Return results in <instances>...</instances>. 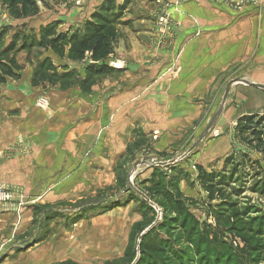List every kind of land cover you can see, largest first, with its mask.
<instances>
[{
  "label": "rangeland",
  "instance_id": "374dc122",
  "mask_svg": "<svg viewBox=\"0 0 264 264\" xmlns=\"http://www.w3.org/2000/svg\"><path fill=\"white\" fill-rule=\"evenodd\" d=\"M103 1L34 0L37 15L48 20H50L49 16L51 18L57 16L56 20L65 21L63 26L56 28V32L63 35L68 34L67 23L70 24L73 33L82 31L84 23L90 20V18L86 20V16L92 15ZM114 1L115 5L121 4L120 0ZM175 1L133 0L116 17L114 28L118 32L117 43L126 29L135 34L136 41L140 45H144L149 38L146 33L151 30V27L157 38L171 43L177 29L185 27L184 21L175 17L177 14L179 16L202 14L201 19L185 18L186 25L191 30L187 35L188 38H202L206 37V34L209 35L207 37H215V35L218 37L223 30L234 27L238 20L242 17L246 18L248 14L264 18V9H248L240 14L228 6L215 4L213 0H185L179 2L178 10L175 11L171 5ZM166 5L169 6V12L172 14V25L167 34L161 35L157 30L156 17ZM186 5L192 6V9L195 8L200 13L185 10ZM12 12L8 3L0 0V25L10 24L11 21L17 22V25L10 24L11 26L8 25L9 27L5 28L6 30L9 28L8 31L11 32L7 31L3 39V44L13 43L17 49L9 56L11 65L14 63L12 69H20L16 64L15 54L21 51L22 47H25L24 50L28 53L36 47L50 50L58 60L68 63L66 52L63 57L57 55L49 41L42 38L41 28H38V25L28 27L29 25L23 23L31 17L12 18L10 16ZM206 14L217 16L215 26L212 19H209L211 17ZM222 17L225 21L218 22ZM72 20H74L73 23ZM247 25L250 38L255 39L254 42L249 43V48L255 49L258 47L256 40L259 25L255 22ZM17 27L19 31L13 32V29ZM240 38L238 33L233 36V40L241 44ZM59 46H57L58 49H60ZM67 49L68 47L66 51ZM129 49L126 45V50L129 51ZM37 52V57L44 54V52ZM2 61L4 62V58L1 57L0 63ZM108 61L117 62L113 55L106 58L104 64ZM240 61L241 59L232 69H228L218 83L211 112L205 110L206 112L201 115L200 125L197 128L200 135L218 109L226 87L230 82L246 77V65L242 66ZM43 62L48 66L38 73L40 77L37 79L42 77L38 85L48 88V85L54 84L60 87L62 84L65 87L63 81L50 79L51 73L56 72L59 77L62 74H73L71 85L87 89V84L85 82L83 84V80L78 76V69L85 70L91 64L89 54H86L82 61L72 62L71 71L62 68V73L55 69L49 59L45 58ZM40 64L34 68V71ZM2 66L0 65V70ZM176 68L177 66L175 71ZM101 76L93 78L89 86L96 85V79ZM229 93L231 95L221 113L222 122L226 123L228 129H211L204 138L212 140L229 133L233 141L232 149L224 158L221 167L213 164L214 166L208 167L209 172L205 171L208 174L213 173L209 181V185H213L209 187L212 201L209 199L208 190L198 180V175L194 176L195 183L190 184V187L198 188L199 197L194 199L185 197L178 187L182 180L189 183L193 174L198 172L196 167V169L191 168L192 173H186L179 165L184 158L182 156L192 145L184 148V150L187 149L185 152L181 150L180 154L172 155L166 152H155L148 145L147 140H139L122 156L124 159L118 166L115 177L110 181L106 179L104 187L100 183L98 185L99 180L91 178L88 180L87 192L79 197L74 196L70 203L57 204L56 211H38L37 213L32 211L30 220L20 219L15 224L10 222L8 228L3 231L5 243L1 242L0 245V264H135L139 256L143 258L139 259L138 264H264V164L261 156L246 143L249 137L248 131L239 129L243 126L242 119L246 116L264 118V92L246 89L241 85H232ZM210 99L212 101V98ZM48 108L44 112L47 113ZM214 133H216L215 136ZM173 159L180 160L177 161L178 163L167 166H152L154 163H165ZM141 161H146V164L137 166L133 172L135 165ZM131 176L132 185L129 182ZM167 188H171L173 192L178 190L184 199V208L181 213L175 205L165 199L164 192ZM135 190L144 195L153 207ZM154 194H157V197L153 196ZM23 195L26 199L25 194ZM163 202L166 204L163 205ZM148 205L152 209H145L149 208ZM3 214L17 217L11 213ZM170 217L175 219L166 221ZM146 230L150 233L143 237L142 245H140L142 238L140 236ZM152 233L154 237H150ZM17 243L19 245L23 243L24 255L20 258L14 255L9 257L7 247ZM146 247L150 248L152 256L141 254V250Z\"/></svg>",
  "mask_w": 264,
  "mask_h": 264
},
{
  "label": "crops",
  "instance_id": "0c3cea01",
  "mask_svg": "<svg viewBox=\"0 0 264 264\" xmlns=\"http://www.w3.org/2000/svg\"><path fill=\"white\" fill-rule=\"evenodd\" d=\"M184 7L200 13L190 5ZM206 15L215 26L217 16ZM56 17L49 16L48 20L38 14L23 23L44 28L56 21L60 28L65 21ZM175 17L182 19L185 27L177 29L179 32L171 43L157 38L151 27L146 33L148 41L140 45L135 34L125 29L113 54L122 69L98 77L96 85L86 91L73 85L64 90L57 85L33 86L34 68L45 58L59 73L62 68L71 71L73 63L60 61L50 50L37 47L29 53L21 50L15 54L20 69H12L15 77L7 76L0 84V184L23 188L26 199L17 217L0 212V245L5 243L3 231L10 222L30 220L32 211H56L57 204L70 203L74 196L87 192L91 178L104 187L106 179L115 177L122 156L139 140H147L155 152L172 155L195 144L200 136L197 128L202 113L211 110L218 83L239 59L242 66L246 65V77L241 79L264 85V18L248 14L218 37L206 34L202 38H188L191 30L185 18L201 19L202 14ZM222 21L224 17L218 22ZM253 22L259 25L255 49L249 48L255 39L250 38L247 28ZM10 24L2 23L0 32ZM66 30L72 32L69 23ZM237 33L241 44L233 40ZM37 51L44 52L43 56L37 57ZM78 76L83 80L85 70L78 69ZM41 95L48 99L47 113L35 105ZM222 118L221 115L212 129H228ZM232 142L229 133L217 139H204L182 158L180 168L192 173L191 168L201 167L209 172L208 167L213 164L221 167ZM197 175L198 172L193 174L189 183L185 180L179 183L185 197H199L198 188L190 187ZM23 248V243L7 247L9 257L20 258L24 255Z\"/></svg>",
  "mask_w": 264,
  "mask_h": 264
},
{
  "label": "trees",
  "instance_id": "16d2710c",
  "mask_svg": "<svg viewBox=\"0 0 264 264\" xmlns=\"http://www.w3.org/2000/svg\"><path fill=\"white\" fill-rule=\"evenodd\" d=\"M121 4L115 5L114 0H104L98 9L93 12L90 17V20L86 21L83 26L82 31L68 32V34L63 35L56 32V28L58 27V23L54 22L53 24H49L44 28H41V36L42 38H46L52 50L61 57L64 56L66 52L67 59L70 62L82 61L85 59L86 54H89L91 64L85 68V77L82 81L87 84V89L90 87V83L93 81V78L101 75H108L113 73V69L109 68L104 64L106 58L114 54L115 46L118 39V32H116L114 26L116 23L117 15L121 14V11L126 8L133 0H120ZM4 2L8 3L9 8L13 11L10 16L12 18L23 19L27 17H34L37 14V8L34 0H4ZM7 30H3L0 32V58H4V62L2 61L0 65L2 69L0 70V84L5 81V77H15V74L12 71V65L14 63H10L9 56L14 51H17L15 45L13 43L5 45L3 44V39L6 37ZM63 42V44H61ZM59 46L60 49L57 48ZM66 47H68L66 51ZM22 50L25 47L21 48ZM48 64L45 62L41 63L38 68L33 72L32 77V85H38V81L42 79V77L38 80L37 77H40V74L44 69H46ZM50 79H56L57 81H63L65 87L61 84L60 89L64 90L71 86L73 74H62L60 77L57 76L56 72H52ZM54 85V84H53ZM86 91L87 89L81 88ZM243 126H240V130L248 131L249 137L246 140V143L252 147L262 159V163L264 164V118L246 116L242 119ZM198 180L203 184V186L208 190L210 195V201L213 200L210 194V188L213 185H209V181H211V177L213 173L205 172L201 167H198ZM159 171V170H158ZM162 173V172H160ZM162 175V174H161ZM207 183V184H205ZM209 185V186H208ZM171 187V186H170ZM157 193V192H154ZM165 199L169 200L171 204L175 205L179 213L183 211L184 199L178 190H171V188H167L164 192ZM153 196L157 197V194ZM161 200V199H160ZM166 204L163 202V205ZM149 208L152 209L149 205ZM175 218L166 219L173 220ZM165 223V222H164ZM150 231L145 233L142 236L140 245H142L143 237L149 235ZM150 237H154L153 233L150 234ZM149 251V252H148ZM141 254H145L147 256H152L150 248L146 247V249L141 250ZM143 258V256H139V259ZM138 261L135 264H138ZM143 263V262H142Z\"/></svg>",
  "mask_w": 264,
  "mask_h": 264
},
{
  "label": "built area",
  "instance_id": "2783aa9c",
  "mask_svg": "<svg viewBox=\"0 0 264 264\" xmlns=\"http://www.w3.org/2000/svg\"><path fill=\"white\" fill-rule=\"evenodd\" d=\"M185 0H176L173 5L175 11L178 10L179 2H184ZM189 1V0H188ZM193 1V0H192ZM215 4H221L228 6L230 9L237 13H243L248 11V9L262 10L264 9V0H213ZM172 7V6H171ZM169 6L166 5L165 8L159 12L156 17L157 30L161 35L167 34L171 29L172 25V14L169 12ZM105 65L113 70H120L122 66L120 62L108 61ZM35 105L41 109L46 110L48 108V100L45 96H40ZM216 133H214L215 136ZM169 162V161H168ZM165 162V166L168 165ZM154 163V162H153ZM158 164V163H157ZM157 164H152L156 166ZM24 192L19 186L11 187L6 184H0V212L11 213L13 215H19L24 208Z\"/></svg>",
  "mask_w": 264,
  "mask_h": 264
},
{
  "label": "water",
  "instance_id": "95a60500",
  "mask_svg": "<svg viewBox=\"0 0 264 264\" xmlns=\"http://www.w3.org/2000/svg\"><path fill=\"white\" fill-rule=\"evenodd\" d=\"M235 84H241V85H245V86H250V87H253V88H256V89H259V90H263L264 91V85H261V84H255V83H249L245 80H242V79H236L232 82H230V84L226 87L225 91H224V94L222 96V99H221V102H220V105L218 107V109L216 110V112L214 113L211 121L209 122V124L206 126L205 130L203 131V133L199 136L197 142L195 144H193L189 149L188 151L182 156V157H185L187 154L191 153L197 146L198 144L208 135V133L211 131V129L214 127V125L216 124V122L218 121V119L220 118L221 116V113H222V109H223V106L226 102V99H227V96L229 94V91H230V88L232 85H235ZM181 157V158H182ZM178 160L180 159H173L172 161H169L168 164H174L176 163ZM146 164V161H141L139 162L138 164L135 165L134 167V170L133 172L136 170L137 166L139 165H144ZM166 164L165 163H158L156 166H165ZM130 182V181H129ZM130 185H132V182H130ZM135 192L142 196L143 199L147 202H149V200L144 196L142 195L139 191L135 190ZM150 203V202H149ZM150 205L153 207L152 203H150ZM148 230H146L145 232H143L140 236V238L147 232Z\"/></svg>",
  "mask_w": 264,
  "mask_h": 264
},
{
  "label": "bare ground",
  "instance_id": "6f19581e",
  "mask_svg": "<svg viewBox=\"0 0 264 264\" xmlns=\"http://www.w3.org/2000/svg\"><path fill=\"white\" fill-rule=\"evenodd\" d=\"M130 182H132V176L130 177Z\"/></svg>",
  "mask_w": 264,
  "mask_h": 264
}]
</instances>
